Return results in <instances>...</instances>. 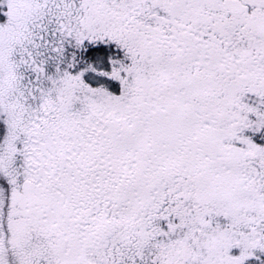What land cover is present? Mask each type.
Instances as JSON below:
<instances>
[{"label": "snow or ice", "instance_id": "6c2138e0", "mask_svg": "<svg viewBox=\"0 0 264 264\" xmlns=\"http://www.w3.org/2000/svg\"><path fill=\"white\" fill-rule=\"evenodd\" d=\"M0 264H264V0H0Z\"/></svg>", "mask_w": 264, "mask_h": 264}]
</instances>
